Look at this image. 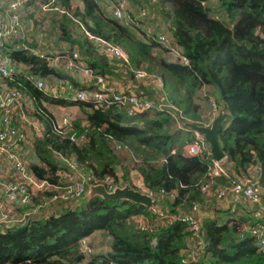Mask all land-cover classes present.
I'll list each match as a JSON object with an SVG mask.
<instances>
[{"label": "trees", "instance_id": "16d2710c", "mask_svg": "<svg viewBox=\"0 0 264 264\" xmlns=\"http://www.w3.org/2000/svg\"><path fill=\"white\" fill-rule=\"evenodd\" d=\"M78 2L81 7L71 9L67 0L62 1L64 12L57 28L59 40L69 46L66 57L75 53L93 74L117 79V64L100 55L85 33L118 47L130 68L143 69L161 81L160 90L141 86L142 93L154 103L173 105L181 116L178 122L164 111L126 116L124 105L111 102L97 107L90 99L44 95L28 78L13 75L5 83L30 99V114L43 125L33 141L37 162L27 168L53 186L59 184L58 171L73 176L69 165L88 182L108 176L129 184L134 174L161 215L127 200L93 195L56 216L27 220L0 232V264H264V251L258 250L246 230L257 222L252 217L254 207L241 202L238 209L246 217L202 221L200 212L216 204L213 192L233 179L208 175L209 151L203 156L183 151L184 142L195 135L183 124L201 125L209 117L208 109L203 114L196 104L197 94H212L222 112L217 139L225 153L223 164L230 176L251 174L264 205V0H142L161 17V25L153 18L159 26L166 25L186 66L164 57L160 50L167 49L146 40L132 24L104 14L93 0ZM8 56L29 68L30 75L68 85L73 93L95 90L91 81L62 75L27 52L10 51ZM124 76L132 78L129 73ZM41 100L78 106L62 133L55 130ZM194 207L200 219L195 231L186 222L167 217L178 211L187 214ZM95 230L110 237L109 249L85 257L78 239ZM53 241L55 245L50 244Z\"/></svg>", "mask_w": 264, "mask_h": 264}, {"label": "built area", "instance_id": "2783aa9c", "mask_svg": "<svg viewBox=\"0 0 264 264\" xmlns=\"http://www.w3.org/2000/svg\"><path fill=\"white\" fill-rule=\"evenodd\" d=\"M93 1L97 5L100 3V0ZM28 2H39V7L43 12L54 11L62 13V11L54 5L55 0H5L2 18H0L1 83H5V80L11 79L13 75H23L25 77L26 74V77L31 80L32 84L44 95H59V97L65 99L69 98L72 101L90 99L97 107H102L111 102L117 103L118 105H124V113L126 116H133L145 111H164L171 115L175 119V122H178L181 115L176 107L162 101L154 103L149 100L140 89L141 86H148L153 90H160L161 81L157 76L143 69L130 68L127 57L121 49L87 33H85V36L94 46L95 50L109 62L117 64L116 72H120L119 78L115 79L108 75L102 76L93 74L85 65L77 61L78 57L75 53H72L70 58L66 57L69 55H65V52L64 55L58 57L50 53H41L38 50L30 48L28 40L16 46V49L45 60L49 66H51L50 62H48L50 59L59 58L63 68L78 70L82 77L81 81H91L95 86L94 91H79L73 93L71 87L68 85L48 86L43 79L29 75L27 73L29 68L10 60L8 56L9 52L7 53L4 50V46L7 43H11L15 38H18L19 35L28 31V29L22 25L19 13L20 9ZM103 4L109 10L110 16L117 21H121L124 25L132 24L136 26L134 22L141 23V30H139L143 32L146 40L149 39L158 46L167 49V54H169L173 62L176 61L182 66L187 65V60L182 56L180 49L172 44L171 35L165 32L161 26L158 27L156 22L154 24V18L145 8H141L138 13H136V16L133 17L127 11V0H104ZM47 54H50L52 58L47 57ZM125 73L131 74L132 78H126L124 76ZM69 94H72V96ZM202 94L204 98L208 97L206 101L208 104L209 117L206 122H204V125H209L211 120L220 111V106L217 105L214 98L207 96V93L202 92ZM23 98L24 96L13 89V87L7 84H2L0 86V156L8 161L15 173V183L0 184V187L5 191L9 205L23 206L28 204L30 199L32 201V198H35L37 194L41 195L35 204L31 202V209L28 213L31 214L30 218L29 215L26 214L22 220L14 222L11 221L12 217H8L4 219L7 225H4L3 229L16 225H24L27 223V220L35 219L37 216L39 218L43 213L42 217L44 218L51 214H57L59 212L57 208L66 207L70 205V202L76 201L78 198L82 197L86 192L85 188L87 189L89 186L102 185L107 192H111L115 188H120L124 185L119 179L114 180L108 176L104 177L103 180L93 179L91 182H88L89 178L82 177L83 174L80 173L79 169L74 168L72 165L69 166L74 169L73 177L66 174L64 170H60L58 171V175L65 178V181L59 182V184L55 186L47 183L44 179L35 177L28 170V166L18 157L16 152V149L20 145V141L25 138L21 130L22 126L20 125L19 129L10 124L12 117L18 115L22 123H30L29 118L25 117L21 112V100ZM32 122L33 120L31 119V124ZM66 126H69V119L65 117L61 118L59 122L54 121V128L58 133H62ZM183 151L186 155L203 156L204 152L209 151V147L202 135L195 133L193 140L184 142ZM207 168L208 175L211 178L222 177L223 179H229L232 177L233 179L229 186L219 187L213 192V197L211 196V199L214 200L216 204L224 205L225 208L232 213L236 212L238 208H241L238 207L241 202L254 207L252 208V217L257 219V222L246 230L247 233L255 239V245L258 250L264 251V205L261 204L260 191L252 175L234 174L230 176L227 168L223 164V159L215 161L210 158V164ZM59 172L64 175H61ZM131 188L149 196L151 199V203L148 205L149 210L154 214L161 215V212L157 210L155 199L140 179H137ZM204 189H207V187H204ZM29 190H31V196L29 195ZM46 212L50 214L46 215ZM163 217H166V215ZM167 217L171 221L180 220L181 222H186L189 229L193 231L196 230L200 222L199 209L195 207L187 214L178 211L176 214H171ZM83 239L84 238L78 240V247L82 253L86 254L89 252V249L85 247Z\"/></svg>", "mask_w": 264, "mask_h": 264}, {"label": "crops", "instance_id": "0c3cea01", "mask_svg": "<svg viewBox=\"0 0 264 264\" xmlns=\"http://www.w3.org/2000/svg\"><path fill=\"white\" fill-rule=\"evenodd\" d=\"M62 1H64V0H55V3H54V5L57 6L60 10H63L62 9ZM67 1H68V4L70 5L71 9H73V8L79 9L81 7L80 2H78V0H67ZM4 2H5V0H0V15L2 14L3 9H4ZM103 2H104V0H100V3L97 6L101 9V11L104 14L109 16L110 12L107 9V7L103 4ZM128 2H129V0H128ZM30 10H31V13H29ZM34 11L37 12V14L39 16H31V22H25L27 24L26 27L29 30L27 35H26L25 40H28L29 47L32 48V49L38 50L41 53H50L52 55H57V52L63 53L65 51H67L69 49V46L67 45L66 42L59 40V33H58L59 31H58V28H57V24L59 23V21L63 17L62 13H57V12H54V11L43 12V11H41V9L39 7V4L37 2H31L29 5H27L24 8H22L19 11V13L20 14H24V13L32 14V12H34ZM51 17L54 18V19H58V20H54L51 23V25H50L51 27H52V24H54L53 32H51V33L48 32V34H47L46 32H44L42 30V29H44L42 27V25H43V23H45V21L47 19H50ZM162 29L164 30L163 26H162ZM166 32L170 33L168 30ZM30 34H31V40H29ZM15 42H17V41H15ZM15 42L13 41L11 43H7L4 46L5 47V51L7 53L10 52V51L16 50V46H18L19 44H14ZM66 46L68 48H66ZM27 73L30 75L29 69H28ZM69 76L71 78H73L74 80H76V81H78V80L81 81V79H82V77H81L79 72L75 76H73L71 74ZM2 84H6V83H1L0 82V86ZM202 92L203 91L199 92L201 94V96L203 95ZM202 98L204 99L203 96H202ZM196 104L200 106L201 113L203 112V114H204L206 112V110H207V103L204 100L200 101V100H198L196 98ZM30 105H31L30 99L27 96H24V98L21 100V106H22L21 112H22V114L25 117L29 118V120H30L29 124L22 123L19 115L18 116H13L12 119L10 120V124L12 126H14L16 128H19V129H20V125L22 126L21 130L24 132L25 140L20 142V145L16 149V152L18 154V157L27 166L30 163L37 162V160H36V158H35V156L33 154V141L35 140V138L40 136V134L42 133V129H43V125H42V123L39 120H36L37 123H35L36 121H35V119H33V122L31 124V118H34V117L33 116L31 117V114H30L31 106ZM41 105L46 109V111L48 113H50L52 118H55V120H54L55 122L59 121L62 117L68 115L66 113H69V112H67L69 110L71 111L72 109H74L75 111H72V112H76V114L78 112V106L73 105V104H68V103H65V104H62V103L50 104V103H48L46 101L44 102L43 100H41ZM0 162H2V160H0ZM133 177H135L134 174L130 177V180H129L130 183L129 184L128 183H124V185H127V186L130 185V186L133 187L134 182L137 180V179H134V181H131V179H133ZM86 194H87V192H85V194L83 196L84 199H85ZM84 199L82 201H84ZM70 205H71V207H73L75 204H70ZM66 207L57 208V211L59 210V213L63 212L62 209L66 208ZM241 209H237L236 212H234V213L229 212V210L227 208L218 209V210L221 211L219 213L218 217H220L221 221H224L227 218L236 219V218H238L240 216L246 217L245 212L243 210H241ZM202 212H200V216H201ZM201 218H202V221H203L206 218H212L213 219V216L212 215H208V217H206V216L203 217V214H202ZM134 219H136V218H134ZM215 219H217V218H215ZM137 222H139L138 224H142L141 221H137ZM96 232H99V230H95V231L91 232V234H89L87 236L94 235V234H96ZM109 246H108L107 250L109 249Z\"/></svg>", "mask_w": 264, "mask_h": 264}, {"label": "rangeland", "instance_id": "374dc122", "mask_svg": "<svg viewBox=\"0 0 264 264\" xmlns=\"http://www.w3.org/2000/svg\"><path fill=\"white\" fill-rule=\"evenodd\" d=\"M141 7H145L146 9H148L150 11L149 14L152 17H154L159 22L158 23L159 25L163 24L161 17L152 8V6L151 5H147L145 2H142V0H129L128 6H127V11H128V13L131 16L134 17V16H136L137 11ZM29 13H31V10L29 11ZM0 16H1L0 18H2V14ZM31 16H39V15L35 11L32 12V14H28V13L20 14L21 21H22V25L25 28H27L26 27L27 24L25 22H31ZM54 20H58V19H54V18L51 17L50 19H47L45 21V23H43L42 27L44 29H42V30L44 32H46L47 34H48V32H50V33L53 32L54 24H52V27L50 25H51V23ZM155 22L156 21H154V24H155ZM134 23L136 24V26H134L136 28V30H139V29L141 30V23H138V22H134ZM163 28H164V31L166 32L167 31L166 25L163 26ZM28 31L26 33H24V34L19 35L18 38H15L13 41L14 42L17 41V42H15L14 44L24 43L26 41L25 38H26V35H27ZM168 34L170 35V33H168ZM136 36H137V38L140 39V36H138L137 34H136ZM29 40H31V34H30ZM66 48H68V47L66 46ZM4 50H5V48H4ZM160 51L163 52L164 57H166L167 59H169L171 61L169 54H167V51H164L162 49ZM69 53H71V52L69 51ZM60 55H64V52L63 53L57 52V57L60 56ZM47 57L52 58V56L50 54H47ZM60 61L61 60L59 58H54V59H50L48 62H50L51 67L57 69L58 71H61L63 73L62 75H65V74L70 75L71 74V75L75 76L78 73V70L77 69L63 68V67L61 68V62ZM44 82L48 86L49 85H51V86H56L57 85L56 83H54V80H52V79L51 80H48V81L45 80ZM207 96H209L211 98H214V96L212 94H208ZM196 97H197L198 100H200V101L201 100H204L207 103L206 100H207L208 97H206V98L203 99L200 93H198ZM67 99L68 98H66L64 100H67ZM209 107H210V105H209ZM207 109H208V104H207ZM72 111H75V110L72 109L71 111L70 110L67 111L69 113H66L70 117L68 115H66L64 117L67 118V119H69V120L70 119L73 120L74 117H75V115H76V112H72ZM32 116L33 115H32V112H31V117ZM31 119L33 120L35 118H31ZM53 119L55 120V118H53ZM59 121H57V122H59ZM204 122H205V118H203V123H201V125H204ZM35 123H37V121ZM24 140H25V138H24ZM24 140L22 139L21 141H24ZM0 160H2V162H0V184L10 183V182L15 183V181H14L15 180L14 179L15 173L12 170V167L10 166V164L8 163V161H6V159L3 158L2 156H0ZM119 170L122 172V170L120 168H119ZM251 172H252V170H250L249 173H251ZM59 173L61 174V172H59ZM61 175H64V174H61ZM63 181H65V178H63V177L60 176L59 182H63ZM131 181H134V177H133V179H131ZM129 187H131V186H129ZM85 190H86V188H85ZM29 195L31 196V190H29ZM39 196L40 195L37 194L35 197L39 198ZM83 196L80 197V198H78L76 201L70 202L69 204L75 203V202L76 203L81 202L84 199ZM6 198H7V195H6L5 191L3 190L2 187H0V228H1L0 229V232L4 231L5 229H3V227H4V225H7V223L4 222V219H7L8 217H12L11 221L19 222L20 220H22V218H24L26 216V214L29 213V210L31 209V202H29L28 204L23 205V206H19V205H9V203L7 202V199ZM223 208H225V207L222 204H219V205L213 204L211 208H205L203 210V212H202L203 217H205V216L208 217V215H212L213 216V219L218 218V215L221 212L218 209H223ZM43 214L40 215V218L42 217ZM48 214H50V213L49 212H46V215H48ZM202 214H201V216H202ZM28 215H29V218H30L31 214H28ZM56 215H58V213L55 214V215L51 214V216H56ZM20 216H21V218H20ZM35 218H38V216L35 217ZM12 225H14V224H12ZM9 226H11V225H9ZM81 238H84L83 239L84 245H85L86 248L89 249V252L87 253V255H85V257H87L90 254H92V255H94V254H102L103 252H105L107 250L108 246L110 245V240H111L110 237L108 235H106L104 233V231H101V230H99V232H96V234H94V235L87 236V237L83 236ZM55 243L56 242L53 241L50 244L51 245H55Z\"/></svg>", "mask_w": 264, "mask_h": 264}, {"label": "water", "instance_id": "95a60500", "mask_svg": "<svg viewBox=\"0 0 264 264\" xmlns=\"http://www.w3.org/2000/svg\"><path fill=\"white\" fill-rule=\"evenodd\" d=\"M221 118L222 112L219 111L209 125H200L188 121L183 124L184 127L202 135L203 139L208 143L210 157L215 161H219L225 157V153L220 149L217 139L218 124ZM93 195H97L102 199L109 201L123 199L143 206H148L151 203L149 196L140 193L127 185L115 188L111 192H107L102 185L89 186L85 199Z\"/></svg>", "mask_w": 264, "mask_h": 264}, {"label": "clouds", "instance_id": "9594fccd", "mask_svg": "<svg viewBox=\"0 0 264 264\" xmlns=\"http://www.w3.org/2000/svg\"><path fill=\"white\" fill-rule=\"evenodd\" d=\"M127 2H128V1H127ZM30 3H31V2H28L25 6L29 5ZM37 3H38L39 6H40V3H39V2H37ZM25 6H24V7H25ZM24 7H23V8H24ZM142 8H145V7H142ZM145 9H146V8H145ZM20 10H21V9H20ZM139 10H140V9H139ZM139 10H138V11H139ZM146 10L148 11V9H146ZM61 11H62V13L64 12L63 10H61ZM138 11H137V13H138ZM148 12H149V11H148ZM110 17H111V16H110ZM156 24H157V23H156ZM157 26L160 27L158 24H157ZM16 50H17V49H16ZM14 51H15V50H14ZM27 54H28V53H27ZM29 55H30V54H29ZM170 59H171V58H170ZM171 60H172V59H171ZM26 76H27V75L25 74V77H26ZM26 78H27V77H26ZM130 188H131V187H130ZM132 189H133V188H132ZM73 207H74V206H73ZM73 207H71V208H73ZM147 207H148V206H147ZM64 209H66V208H64ZM58 213H59V212H58ZM49 216H51V215H49ZM49 216H48V217H49ZM41 218H44V217H41ZM41 218L39 217V218H35V219H41ZM46 218H47V217H46ZM134 218H136L137 220H140V217H139V216H134ZM85 237H87V236H85ZM80 238H81V237H80ZM80 238H79V239H80ZM79 239H78V240H79ZM77 243H78V242H77Z\"/></svg>", "mask_w": 264, "mask_h": 264}]
</instances>
